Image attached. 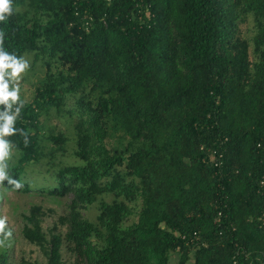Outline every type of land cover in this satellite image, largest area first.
<instances>
[{"label":"trees","instance_id":"trees-1","mask_svg":"<svg viewBox=\"0 0 264 264\" xmlns=\"http://www.w3.org/2000/svg\"><path fill=\"white\" fill-rule=\"evenodd\" d=\"M249 16L253 60L238 29ZM0 30L6 51L61 66L22 102L27 146L5 137L18 153L12 178L43 156L42 111L72 97L80 112L81 163L48 190L69 198L66 232L45 230L40 206L23 214L21 238L45 256L36 264H264V0H13ZM194 233L198 245L182 238ZM13 241L0 264H15Z\"/></svg>","mask_w":264,"mask_h":264},{"label":"rangeland","instance_id":"rangeland-1","mask_svg":"<svg viewBox=\"0 0 264 264\" xmlns=\"http://www.w3.org/2000/svg\"><path fill=\"white\" fill-rule=\"evenodd\" d=\"M22 10L21 7H15ZM241 36L250 43V58L253 60V37L255 28L252 16L247 18L245 23L239 25ZM29 67L21 73L16 83L20 89V101L30 103L34 100L37 88L45 80L49 70L57 74L61 66L50 56H42L36 59L35 52L23 56ZM47 61L51 66H47ZM80 112L75 108V100L70 97L61 110L51 108L48 112L42 111L40 115L41 129L38 134L42 138L41 149L43 156L36 162L29 164L23 176V186H28L29 192H16L7 190L4 185L0 186V218H6L7 227L14 234L11 256L17 264L44 263L45 256L41 249L21 238L23 227V214L28 213L33 206H40L44 209L42 225L45 230L65 233L67 227L61 220L67 209L68 197L59 198L49 196L48 190L56 185V172L59 168L70 165H78L80 159L75 155L76 133L75 124L79 119ZM37 132V131H35ZM63 137L64 144L56 143L52 137ZM18 159V153L12 149L11 158L8 161L9 169ZM113 196H104L103 200L112 201ZM138 210V209H137ZM99 214V203L92 205L84 212L86 219L95 222ZM137 220V214L131 216L127 223ZM70 258V255H65ZM72 258V257H71Z\"/></svg>","mask_w":264,"mask_h":264},{"label":"clouds","instance_id":"clouds-1","mask_svg":"<svg viewBox=\"0 0 264 264\" xmlns=\"http://www.w3.org/2000/svg\"><path fill=\"white\" fill-rule=\"evenodd\" d=\"M13 13V0H0V23H5ZM5 32L0 30V186L5 182L13 190H19L23 184L9 174L8 161L11 158L13 145L5 137L17 133L25 137V146L28 144L27 133L17 129L15 122L18 119L23 103L20 101V89L16 81L28 67V61L23 56L6 51L3 47ZM15 106V107H14ZM12 237V231L7 228L6 218H0V248Z\"/></svg>","mask_w":264,"mask_h":264},{"label":"built area","instance_id":"built-area-1","mask_svg":"<svg viewBox=\"0 0 264 264\" xmlns=\"http://www.w3.org/2000/svg\"><path fill=\"white\" fill-rule=\"evenodd\" d=\"M259 152L263 155L264 157V145L263 144H258L257 145ZM209 161L218 169H221L223 167V154L222 152H219L217 150L211 151L209 155ZM259 187L260 190L264 191V173L261 175L259 179ZM219 216H221V213H219ZM264 225V222L262 223V226ZM183 239H188L187 241L190 243H193L195 245H198L199 242V235L198 233H194L192 236H182Z\"/></svg>","mask_w":264,"mask_h":264}]
</instances>
